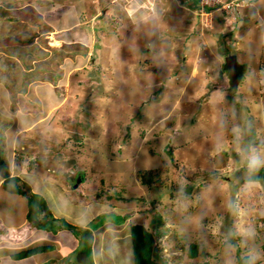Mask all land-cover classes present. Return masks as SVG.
<instances>
[{
	"label": "rangeland",
	"instance_id": "1",
	"mask_svg": "<svg viewBox=\"0 0 264 264\" xmlns=\"http://www.w3.org/2000/svg\"><path fill=\"white\" fill-rule=\"evenodd\" d=\"M241 8L0 0V150L9 172L25 191L49 189L38 193L53 215L66 205L96 216L90 227L64 216L86 230H48L78 241L54 264L130 259L131 223L155 233L162 264L264 263V185L247 180L249 152L264 153V0ZM230 54L244 72L237 88ZM192 243L199 254L190 258Z\"/></svg>",
	"mask_w": 264,
	"mask_h": 264
},
{
	"label": "crops",
	"instance_id": "2",
	"mask_svg": "<svg viewBox=\"0 0 264 264\" xmlns=\"http://www.w3.org/2000/svg\"><path fill=\"white\" fill-rule=\"evenodd\" d=\"M33 122L34 123L37 122L36 117H34V119L32 120L31 125L33 124ZM3 181H4V176L0 174V264H54L57 261V259L62 260L64 259V257L70 256L72 253L76 251V249H78L77 248L78 241L74 242L73 237H72L73 240L71 242H68L67 240L68 233L66 234V231L68 230L66 229L59 230V234L54 235L52 231L39 229L34 225H32L27 218L28 199L23 194H19L7 190L3 186ZM43 188L47 195L52 193L43 184L41 186L37 185L36 191L42 192ZM33 190L35 191V189ZM51 201H53V199L50 200V202ZM80 208L82 209L78 211H72V208H68L66 207V205L64 207L61 206V209L57 208L58 211H55L54 216L56 218H61L65 216L68 218V220H70L73 223L79 224L80 226L83 225V227L86 226L90 227L91 222H94L96 220V216L95 215L92 216L88 211H85V208L84 209L83 207ZM89 217H91V219ZM57 224L60 225V223ZM102 226L103 224L97 225L94 229L96 230L100 229L102 228ZM94 229H92L91 231H93ZM14 231H18V232L14 233ZM22 232L24 234L27 233L28 234L26 235L27 238L31 237L32 241L36 240L35 243L33 245L27 246L26 244H24V242L22 244L19 239L16 240L17 238L13 237V235L15 234H18L17 236H22L23 234ZM25 238L26 237H24L22 241L25 240ZM42 242L44 243L41 244ZM53 242H55V244ZM129 242L131 245L130 234H129ZM41 245H52L53 247L51 250L38 252L36 254L27 257H22V258L16 257V254L24 249L32 248L35 246H41ZM106 250H110V249L107 248ZM117 252L118 250L116 251V253ZM81 254H83V252H80V258L76 257L77 259H79L80 262L84 259H87V257L84 256L82 257ZM109 254L111 255V251L109 252ZM109 254L107 255V251H106L107 260H111V256ZM34 257L36 258V261H34L35 260L33 259ZM101 259L103 258L100 257V260ZM115 260L112 264H134L132 245H131L130 259L126 258L124 260L122 259V261H115ZM101 263L103 264L104 262ZM105 264H108V262H106Z\"/></svg>",
	"mask_w": 264,
	"mask_h": 264
},
{
	"label": "trees",
	"instance_id": "3",
	"mask_svg": "<svg viewBox=\"0 0 264 264\" xmlns=\"http://www.w3.org/2000/svg\"><path fill=\"white\" fill-rule=\"evenodd\" d=\"M199 2V0H198ZM200 8V5H199ZM242 66V65H240ZM241 74V73H240ZM231 76V75H230ZM229 82L231 84V77H229ZM233 87V86H232ZM2 151L0 150V174L4 176L3 186L15 193L26 195L28 194V213L27 218L28 221L31 222L32 225L39 229L52 230L55 231V228L59 229V226H63L65 228H69L72 231L79 232L82 231L80 229H84L82 227H78L75 224L70 223L64 217L56 218L50 210L49 205L46 202L44 196L38 192L34 191H25L21 185L19 184L20 178L16 175H11L10 170L7 167V163L2 156ZM142 175L141 181L143 184H149L152 181L151 173ZM247 180L259 181L264 185V170L259 169L257 172L252 173ZM27 184V183H21ZM28 186V184L26 185ZM29 188V186H28ZM118 219H124L125 216H121L119 214H115ZM56 222H59L58 225ZM86 230V229H84ZM91 230V229H90ZM88 230L87 236L83 237V241L86 244V247L92 246V238L91 231ZM86 233V231H84ZM130 238L131 245L133 249V261L134 264H162L160 259V253L158 247L156 245L155 233L150 230L147 226L142 223H131L130 224ZM52 245H41L28 249H24L16 254L17 258L27 257L38 252L51 250ZM92 251V250H91ZM199 254L198 244L192 243L188 248V256L190 258L196 257ZM250 257H244L242 260V264H249ZM264 264V263H262Z\"/></svg>",
	"mask_w": 264,
	"mask_h": 264
},
{
	"label": "built area",
	"instance_id": "4",
	"mask_svg": "<svg viewBox=\"0 0 264 264\" xmlns=\"http://www.w3.org/2000/svg\"><path fill=\"white\" fill-rule=\"evenodd\" d=\"M254 0H199L200 10L211 13L215 9L225 10L228 14H237L244 5L252 4Z\"/></svg>",
	"mask_w": 264,
	"mask_h": 264
},
{
	"label": "clouds",
	"instance_id": "5",
	"mask_svg": "<svg viewBox=\"0 0 264 264\" xmlns=\"http://www.w3.org/2000/svg\"><path fill=\"white\" fill-rule=\"evenodd\" d=\"M240 65L241 64L239 63V67H238L239 76L243 79L244 72H243L242 66ZM260 71L262 72L261 74H263L264 76V67H262ZM229 75H230V72H229ZM247 167L250 173H255L260 168L264 167V153L256 152L255 150L250 151L247 156Z\"/></svg>",
	"mask_w": 264,
	"mask_h": 264
},
{
	"label": "water",
	"instance_id": "6",
	"mask_svg": "<svg viewBox=\"0 0 264 264\" xmlns=\"http://www.w3.org/2000/svg\"><path fill=\"white\" fill-rule=\"evenodd\" d=\"M226 66L231 75V84L234 88H237L242 78L239 76V71H238L239 63H238V58L236 54H230L227 56ZM81 182H82V177L79 176L76 179V182L74 183L73 186L77 188Z\"/></svg>",
	"mask_w": 264,
	"mask_h": 264
}]
</instances>
